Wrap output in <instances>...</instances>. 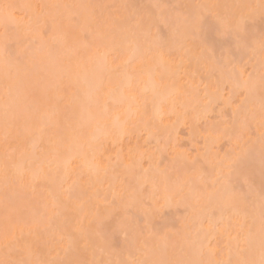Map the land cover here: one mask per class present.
Segmentation results:
<instances>
[{
	"label": "snow or ice",
	"instance_id": "obj_1",
	"mask_svg": "<svg viewBox=\"0 0 264 264\" xmlns=\"http://www.w3.org/2000/svg\"><path fill=\"white\" fill-rule=\"evenodd\" d=\"M17 7L0 6V264H264V27L258 37L255 32L257 21L264 25V0L39 5L27 45L18 38ZM221 41L227 47L217 55ZM106 79L118 87L105 91ZM223 103L233 109L231 122L209 129L205 151L172 157L189 176L174 182L172 194L191 188L193 177L210 179L212 199L227 221L210 223L209 234L218 231L224 246L186 239L177 253L149 212L136 233L129 231L132 217L125 211L114 231L137 256L96 259L113 248L108 226L86 229L73 215L85 211L83 193L94 178H119L121 172L136 178L151 141L159 144L167 130L164 113L169 120L193 119L198 127L207 124L210 107ZM141 127L140 138L148 135L143 147L130 146L127 158L123 149L115 159L106 157L109 142L131 141ZM195 135L193 129L199 145ZM224 138L231 146L222 155L217 151L211 173L205 172L201 159L208 160ZM120 183L106 205L133 206L148 187L138 179ZM151 187L155 192V183ZM49 206L57 210L52 216L43 211ZM100 213L96 206L93 216Z\"/></svg>",
	"mask_w": 264,
	"mask_h": 264
},
{
	"label": "bare ground",
	"instance_id": "obj_2",
	"mask_svg": "<svg viewBox=\"0 0 264 264\" xmlns=\"http://www.w3.org/2000/svg\"><path fill=\"white\" fill-rule=\"evenodd\" d=\"M4 1V3L3 4H5L6 2H5V0H3ZM7 1V0H6ZM22 2L21 0H18L17 2H16V0H15V3H20V2ZM24 1V0H23ZM27 3H23V5L22 6H24L25 8H29L27 11H29L27 14H25V16L26 15H30V17H31V20L30 21H32L33 19L32 18H34V15L33 14H35L37 11H36V9L34 8L35 7V5H34V7L33 6H31V7H33L32 9H31V7H28V4H32L33 2L32 1H34V0H25ZM38 2L39 1V4L40 3H42V1H43V3L44 4H41V5H46V4H56V2L55 1H57V0H35V2ZM59 1V3H68V4H70L69 2H73V4H74V2L75 1H77L75 4H77V3H82V1H84V0H80V1H78V0H65V2H62L61 0H58ZM57 1V2H58ZM64 1V0H63ZM69 1V2H68ZM89 1V0H88ZM91 1H94V0H91ZM135 0H133V2H134ZM138 1V0H137ZM143 1V0H142ZM147 1L148 0H146L145 1V3L147 4ZM180 1H182V0H180ZM186 1H188V0H186ZM198 3H199V1L200 0H196ZM214 1V0H213ZM217 1V0H216ZM216 1H214V2H212V1H210V0H206V2L205 1H200V3H205V4H218V5H223V4H227V5H229V4H232V3H236L237 4V0H231V1H233L232 3H230V0H219L220 2H216ZM229 2V4H228V2ZM245 0H242V2H244ZM250 1V0H249ZM252 1V0H251ZM2 2V1H1ZM1 2H0V4H1ZM8 2V1H7ZM13 2V1H12ZM30 2V3H29ZM34 2V3H35ZM85 2V1H84ZM130 2H132V0L130 1ZM130 2H128V4L130 3ZM136 2V1H135ZM183 2H184V0H183ZM193 2V1H192ZM227 2V3H226ZM245 2H247V1H245ZM253 2L254 3H257V0H253ZM253 2H251V3H253ZM9 3V2H8ZM11 3V2H10ZM14 3V2H13ZM14 3V4H15ZM86 4L88 3L89 4V2H85ZM92 3H94V2H91V4ZM124 3H127V2H124ZM139 3H141V2H139ZM240 3V2H239ZM13 4V5H14ZM22 4V3H21ZM98 4V3H97ZM143 4V3H142ZM142 4H140V5H142ZM186 4H189V2H187ZM20 5V4H19ZM33 5V4H32ZM133 5V4H132ZM144 5V4H143ZM1 6V5H0ZM18 6V5H17ZM21 6V5H20ZM20 6H18L16 9L17 10H19V13L20 12H25L26 10H23L24 9V7H20ZM223 6H225V5H223ZM39 9V8H38ZM222 9V8H221ZM227 8H225L223 11H225ZM35 10V11H34ZM26 11V12H27ZM40 11V10H39ZM63 11V10H62ZM75 11V10H74ZM25 12V13H26ZM33 13V14H32ZM67 12H66V14H65V16H67ZM33 15V16H32ZM18 16V15H17ZM29 18V17H28ZM23 19H25V21L23 22ZM16 20L18 21V25H19V36H18V38L21 40V42H23V44L24 45H27L29 42V40L28 41H26V43H24V39L25 40H27L26 38L28 37L30 40L33 38V32L31 31V30H27V29H29V24H30V21H29V19L27 20V18L25 17H23V15L21 16V17H17L16 18ZM27 21V22H26ZM66 22H67V20H65ZM65 22V23H66ZM27 23H28V25H27ZM27 30V31H26ZM3 31V29H1V31L0 32H2ZM30 31V32H29ZM24 32V33H23ZM27 33H28V36H27ZM25 34H26V37H24L25 36ZM24 35V36H23ZM32 37H31V36ZM24 39H23V38ZM218 43H220V42H218ZM219 46V45H218ZM220 46H221V44H220ZM227 47V46H226ZM220 48V47H219ZM220 49H222V51H223V49H224V47H222L221 46V48ZM218 50V49H217ZM219 51V50H218ZM220 52V51H219ZM218 52V53H219ZM115 88V87H118V81L117 80H115V79H113V81H112V83L109 85L108 84V82H107V79L105 80V91H107L109 88ZM258 97V96H257ZM259 100V97L257 98V100H256V103L257 102H259L258 101ZM215 102V101H214ZM227 103H224L223 105H226ZM227 106V105H226ZM226 106H223V107H226ZM258 107H259V104H258ZM211 108V107H210ZM219 108V110L222 108V106L221 107H218ZM215 110H218L217 108L215 109ZM214 110V111H215ZM211 111H213V109L211 108ZM211 111H209V112H211ZM231 111H233L232 109H231ZM231 114H232V112H231ZM152 115H153V118H155V119H158L159 117L158 116H156L155 115V113L153 112L152 113ZM164 115H166V113H164ZM172 119H173V121L175 120V122H173L172 120H168L167 119V117H165V121H164V123H165V125H166V133L164 132V131H162L161 132V134L163 133V134H169L170 135V137H169V139H171V141H173L174 143L175 142H177L176 141V136H177V127H180V125L181 126H184L183 124L185 123L184 122V120H177L176 119V117H172ZM167 121H169V122H167ZM173 122V123H172ZM191 122H196L195 120H191ZM230 122H231V120H230ZM169 123H171V124H169ZM188 123H190V121H188L187 123H185V125L186 124H188ZM173 124H176V125H174L173 126ZM178 124V125H177ZM195 123H190V125L191 126H193ZM190 126V129L192 128ZM195 126H196V124H195ZM142 128V127H141ZM140 128V129H141ZM176 128V129H175ZM140 129L138 130V132H140L141 133V131H140ZM173 129V130H172ZM193 129H196V127H194ZM193 129H191V130H193ZM142 131H144V129L142 128L141 129ZM168 132H170V133H168ZM146 133V132H145ZM177 133V134H176ZM137 134V136H138V133H136ZM160 134V135H161ZM203 134H204V132H203ZM206 135H207V133H205ZM205 134L204 135H202V136H205ZM2 135V134H1ZM1 135H0V138L2 139V137H1ZM169 135H166V136H169ZM136 136V135H135ZM136 136V137H137ZM164 137V138H166V139H163V140H161V141H166L164 144H162V145H156L158 148H159V146H162L163 148H159V149H157V151L159 152V156L160 157H162L163 158V156H161V155H165V153H166V151H165V149H167V148H165L166 146H165V144L166 145H170L171 146V144H169V143H167V142H169L170 140L167 138V137ZM202 136H200V137H202ZM146 137H148V135L147 134H145V138ZM162 137V136H161ZM204 138V137H203ZM147 139V138H146ZM124 139H122V142H120V140H117L115 143H117V142H119V143H123L124 141H123ZM160 140V139H159ZM178 140V139H177ZM202 140H204V139H202ZM0 141H3V139L2 140H0ZM147 141V140H146ZM153 141H156L155 139H153ZM152 141V142H153ZM171 141H170V143H171ZM202 142H204V141H202ZM110 144H111V146H112V144L113 143H111V142H109ZM108 143V144H109ZM173 143V144H174ZM0 144H3V142H1ZM155 144H157V142L155 143ZM219 144V143H218ZM218 144H217V146H218ZM175 145V144H174ZM0 146H2V145H0ZM110 146V147H111ZM115 147L117 146V145H114ZM165 146V147H164ZM203 146H204V144H203ZM121 146H119V147H117V149H114V150H118V148H120ZM177 147V146H176ZM209 147H211V144H210V146ZM1 148V147H0ZM2 148H3V146H2ZM109 148V147H108ZM112 148V147H111ZM110 148V149H111ZM170 148H172V147H170ZM121 149V148H120ZM120 149L118 150V151H115V153H114V155H116L118 152H120ZM126 149H128V148H126ZM168 149H169V147H168ZM174 149H176V148H174ZM1 151H0V154H1V152L3 151L2 149H0ZM163 150V151H162ZM179 150V149H178ZM203 150H205L204 148H203ZM124 151V150H123ZM128 151V150H127ZM126 151V152H127ZM173 151V150H172ZM171 151V152H172ZM177 151V150H176ZM175 150L173 151V156H174V153L176 152ZM108 152H111L112 153V151H108ZM162 153V154H161ZM164 153V154H163ZM182 152H180V154H181ZM3 154V153H2ZM108 153H106V157L108 156V155H110V153L107 155ZM125 154V158H127V153H124ZM150 153H147L146 154V157H148L149 159H150V156H148ZM152 154V153H151ZM150 154V155H151ZM156 154V153H155ZM168 154V153H167ZM177 154H178V152H177ZM113 155V154H112ZM112 156V157H114L113 159H115V156ZM158 155V154H157ZM157 155H152L153 157H155V159H156V157H158ZM198 155H200L199 153H198ZM214 155V154H213ZM213 155H210V157L212 158L213 157ZM111 156V155H110ZM151 156V157H152ZM139 156H138V154H137V159H139L138 158ZM146 157L144 156V158H145V160H146ZM165 157V156H164ZM209 157V159L208 160H204L203 162H201V164H200V166H201V168L203 169V166H205L204 168H206L204 171L205 172H210V170H211V158ZM0 158H3V155H1V157ZM147 158V159H148ZM147 160L148 161V163L151 161V160H153L152 158L150 159V160ZM154 159V160H155ZM165 159H167V158H165ZM171 159V158H170ZM145 160H143V161H145ZM153 160V161H154ZM169 160V159H168ZM146 161V162H147ZM171 160H169V170L167 169V171H169L170 172V169L172 170V168L176 165V168L178 169V167L180 166V168H179V170L178 171H174V172H179V171H181L185 166L183 165L182 166V164L183 163H178V164H175L174 166L173 165H171V164H173V163H171L170 162ZM205 161H206V164H205ZM144 163V162H143ZM152 163L154 164L153 166H149V164H147L148 166L146 167V170L147 171H145V169H144V167L143 168H137L136 169V178H133V177H131V176H128L126 173H123V172H121V176L119 175V177H120V179H128L129 181H131L132 183H136L137 182V179L139 180V182L140 183H143V184H147L148 185V187L145 189V191L143 192V193H141L138 197H142L143 195L142 194H145V197L144 198H148L147 199V201H145V203H149V209H150V211L152 212V210L154 211V213L155 214H158V212H159V214L162 212H164L163 210H165V209H170V210H172V211H175V212H177V211H179V210H177V208L179 209V207H177L179 204V206H180V210H182V209H186V210H183V213L184 212H187L188 211V213L190 212V213H192L193 211H195L194 213H192L190 216H189V214L187 213V215H188V218L190 219V221H192L191 219H194L192 222H191V225L189 226L190 228H191V226H193L194 227V224L196 225V223H197V221L199 220V224L197 223V226L198 225H200V226H198V227H195V229L197 228V230L199 231H195V229H192V230H194L195 231V233H191V234H193V236H194V239L195 238H199L200 240H203V242H204V244L205 245H207L208 244V242H209V240H211L210 238L213 236V237H215V236H217V235H215V233L216 234H219L217 237H219L220 239H222L223 237L221 236V234L218 232V231H213V232H211V234H209L210 233V228H208L207 226H209L210 225V223H216L217 221L218 222H220L221 221V219H226V221H227V218H225V217H227V216H223L222 217V209L219 207V205L217 204V202L215 201V200H213L212 199V192H213V189H212V186H211V183L209 184V182H211L209 179H207L206 180V182L207 181H209L208 182V184L209 185H207V188H208V190L207 189H205V183L204 184H202V181H199V182H201V183H199L198 181H196L197 179L196 178H192V180H193V183H192V185L193 184H201L202 186H195L194 185V187H200L202 190H200L199 188H194V189H189V187H185L184 188V191L181 193V194H179V195H174V194H172V192H174V184L172 183L171 184V182L170 181H172V182H174V180L172 179V180H170L169 178H167V176L168 177H170V175H166V174H168L166 171H164V170H161V169H164V166H162V168L160 169L159 167H158V165H155V164H160V162H159V160H157V163H156V161H155V163L154 162H151V165H152ZM146 164V163H145ZM144 165V164H143ZM166 165H167V163H166ZM203 165V166H202ZM0 166H2V163L0 162ZM159 166H161V165H159ZM171 166H172V168H171ZM178 166V167H177ZM152 167V168H151ZM166 169V168H165ZM181 169V170H180ZM174 170H176L175 169V167H174ZM257 170H259V169H257ZM256 170V171H257ZM212 171V170H211ZM184 172V174H182ZM171 174H172V172H170ZM169 173V174H170ZM179 173H181V172H179ZM179 173H176V175H175V177H181V175H183L181 178H179V179H176V180H179L181 183H183L184 181H186V180H189V176L188 175H186V173H185V169H184V171H182V173H181V175L179 174ZM122 174H123V176H122ZM180 175V176H179ZM255 177H257L258 176V178H257V182H259L258 181V179L260 180V176H259V174H257V172L255 173ZM173 176V175H172ZM170 177V178H174V176L173 177ZM123 177V178H122ZM124 177H126V178H124ZM255 179V178H254ZM0 180H2V178L0 177ZM119 181V179H116V177L112 174V173H109V175L107 176V177H104L103 175L101 176V178L99 179V180H97V179H95L94 178V180H93V187L92 188H90V189H86L85 190V193H83V199H84V201L86 202L85 203V211H83V212H73V215L76 217V221H74V222H78V221H82L83 222V226L87 229L88 227H89V225L91 224L90 222H92V224H95V223H97V222H105V221H102V219L104 220L105 218H101V217H96V216H93V218H94V220H92L93 218H91V216L93 215L92 213H90V212H92V210L94 209L95 210V208H93V209H90V207H92L93 206V204H96V205H98L101 209L103 208V211L101 210V212L102 213H105V214H109V216H111L110 214L111 213H113L115 210H117V207H119V206H117V207H113V209H112V206H111V209L110 208H107V207H105V206H103V207H101L102 205H104L105 204V196L108 194L109 195V197H108V195H107V198H109L110 200L112 199V196H111V189L114 187L117 191H119V189H120V187L121 186H119L120 185V182L118 183L117 181ZM256 180V179H255ZM125 181V180H124ZM127 181V180H126ZM195 181V182H194ZM1 182V181H0ZM128 182V181H127ZM127 182H125V183H127ZM169 182H170V184H169ZM41 183L43 184V183H45L44 182V180L43 179H41ZM116 183L118 184V185H116ZM153 183H155V185H156V190H155V192H153V189H152V184ZM166 183H168V184H166ZM255 183H256V181H255ZM207 184V183H206ZM257 184V183H256ZM166 185H168L167 187H168V194L166 195ZM258 186H260V185H258ZM119 187V188H118ZM172 187V188H171ZM204 188V189H203ZM211 188V189H210ZM189 189V190H188ZM199 191H198V190ZM210 189V190H209ZM205 190H207V191H205ZM188 191H190V193H192L193 191H194V193L193 194H190ZM192 191V192H191ZM202 191V192H201ZM258 191V190H257ZM148 194H146V193ZM199 192H201V193H199ZM205 192V194H206V196H205V194H203ZM207 192V193H206ZM185 193H187L188 195H190V196H188L187 194H185ZM196 193V194H195ZM198 194V195H197ZM147 195V196H146ZM187 196V197H186ZM192 196V197H191ZM193 196H198V200H200V201H198V200H193L192 201V199H194V197ZM202 196V197H201ZM203 196H205V198L203 197ZM104 199H103V198ZM111 197V198H110ZM99 198H102L103 200H100ZM192 198V199H191ZM201 198V199H200ZM210 199V202H208V203H206V201L208 200V199ZM188 199H190V201L188 200ZM203 199V200H202ZM146 200V199H145ZM149 200V201H148ZM187 200V201H186ZM103 201V202H102ZM138 201L139 202H141L142 200L141 199H139L138 198ZM179 201V202H178ZM188 201L189 202H195V201H198V202H202V205H203V209H201V208H198V205L199 206H202L201 204H199L198 203V205H197V202H195V204H193V203H191V205H190V203L188 204ZM205 201V202H204ZM124 202H126V201H124ZM123 202V204H126V203H124ZM138 202V203H139ZM203 202H204V204H203ZM90 203V204H89ZM102 203H104V204H102ZM184 203H185V205L186 206H184ZM92 204V205H91ZM102 204V205H101ZM116 204H118V205H120L119 204V202L118 203H116ZM122 204V203H121ZM183 204V205H182ZM257 204H258V201H257ZM89 205V210H88V208H87V206ZM101 205V206H100ZM106 205V204H105ZM137 205V204H136ZM140 205H142V203H140ZM147 205V204H146ZM176 205V206H175ZM107 206H109V205H107ZM123 206V205H122ZM134 206V205H133ZM173 206H175V207H173ZM196 206H197V208H196ZM50 207V209H52V207L51 206H49ZM48 207V208H49ZM94 207V206H93ZM124 207V206H123ZM127 206H125V208H126ZM184 207V208H183ZM196 209H195V208ZM47 208V209H48ZM105 208V209H104ZM120 209L122 208V207H119ZM135 208H137V207H135L134 206V210H135ZM141 208H143V207H141ZM140 208V209H141ZM165 208V209H164ZM173 208H175L176 210H174ZM190 208V209H189ZM194 208V210H192ZM46 209V210H47ZM50 209H48V210H50ZM123 209V208H122ZM129 209V208H128ZM139 209V210H140ZM147 208H145L144 210H146ZM149 209L148 210H146L147 212H149ZM163 209V210H162ZM189 209V210H188ZM199 209V210H198ZM211 209V211H209ZM91 210V211H90ZM105 210V211H104ZM112 210V211H111ZM114 210V211H113ZM137 210H138V208H137ZM136 210V211H137ZM170 210H169V212H170ZM200 210H202L201 212H200ZM206 210H207V212H206ZM214 210V214L212 213V211ZM56 210H53L52 212H51V214L52 215H54V212H55ZM90 211V212H89ZM119 211V210H118ZM121 211H123V210H121ZM129 211V210H128ZM132 211H133V209H132ZM145 211V212H146ZM155 211H158V212H155ZM203 211H205V213L203 212ZM209 211V212H208ZM216 211V212H215ZM47 212V211H46ZM87 212H89L91 215L89 216V214L87 213ZM120 212V211H119ZM135 212V211H134ZM141 216H139L140 218L142 217V215H145V212H143V209H141ZM48 213H49V211H48ZM102 213H100V214H102ZM133 213V212H132ZM137 213V212H136ZM150 213V212H149ZM174 213V212H173ZM198 215H197V214ZM209 213H212L209 217L207 216V215H209ZM47 214V213H46ZM116 214V213H115ZM135 214V213H134ZM151 214V213H150ZM185 214V213H184ZM48 216H49V214H47ZM102 215H104V214H102ZM118 215V214H117ZM137 215V216H136ZM138 215H139V213L138 214H135V215H132L131 217H137L138 218ZM186 215V216H187ZM192 215H194V217L192 218ZM196 215V216H195ZM199 215H200V217H199ZM202 215V216H201ZM116 216V215H115ZM114 216V217H115ZM151 216H152V214H151ZM158 216V215H157ZM203 216H206V217H203ZM212 216H218V217H212ZM257 216H258V213H257ZM89 217V218H88ZM114 217H110V220H113V221H117ZM145 217V216H144ZM150 217V216H149ZM212 219H211V218ZM95 218H97L96 220H97V222L95 221ZM100 218H101V220H100ZM188 218L186 217V221H188ZM199 218V219H198ZM211 220H210V219ZM216 218V219H215ZM91 219V220H90ZM119 219H120V216H119ZM150 219H152V218H150ZM183 219H184V217H183ZM197 219V221H196V223H194V221ZM203 219H207V223L209 224V225H207V223L205 222H202V220ZM210 221H209V220ZM90 220V222H88L87 223V221H89ZM98 220H100V221H98ZM137 220H139V218L137 219ZM145 220V219H144ZM93 221H95V223L93 222ZM184 222V220L182 221L181 220V222L183 223V224H185V225H183V226H185L186 227V224L188 225V223H190V222ZM204 223V225H202V223ZM203 221H205V220H203ZM215 221V222H214ZM107 222V221H106ZM106 222H105V225H107L106 224ZM118 222V221H117ZM134 222V221H133ZM162 222H164V221H162ZM160 223V225H163V223ZM180 222V223H181ZM234 222H236V223H234V224H237V226H238V223H242L243 222V220H242V218H241V220H239L238 222L237 221H234ZM257 222H258V220H257ZM135 223V222H134ZM144 223H145V221H144ZM159 223L157 224V225H159ZM178 223H179V221H178ZM99 224V223H98ZM136 224V223H135ZM155 224V223H154ZM193 224V225H192ZM207 226H206V225ZM114 225V224H113ZM145 225V224H144ZM93 226H95V225H93ZM115 226V225H114ZM136 227H137V225H135ZM133 227V226H132ZM174 227V226H173ZM192 227V228H193ZM108 228V227H107ZM110 228H111V225H110ZM181 228V227H180ZM187 228V227H186ZM200 228L202 229V230H200ZM257 228H258V225H257ZM114 229V228H113ZM137 229H139L138 227H137ZM163 229V228H162ZM185 229V228H184ZM183 229V230H184ZM181 230H182V228L180 229V240L178 239V240H176V242L177 243H180V246L184 243V241L186 240V239H188V238H191V239H193V236L191 235V234H188L189 232H191V231H189V229L187 230V232L186 233H183V234H181ZM109 232L111 231V233L113 232L114 233V231H112V229H109L108 230ZM184 231H186V230H184ZM189 231V232H188ZM201 232V233H200ZM203 232V233H202ZM166 233V232H165ZM170 232H168V234H169ZM197 233V234H196ZM115 234H117V235H119V232H117V233H114V234H110L109 236L112 238V239H115V240H117L116 239V237H115ZM179 234V233H178ZM113 235V236H112ZM171 235V234H170ZM182 235V236H181ZM190 235L192 236V237H190ZM196 235V236H195ZM203 235V236H202ZM212 235V236H211ZM120 236V235H119ZM121 236H123L122 234H121ZM183 236H185V237H183ZM211 236V237H210ZM172 238H174L173 236H171ZM170 237V238H171ZM177 238H178V236H176ZM210 237V238H209ZM222 237V238H221ZM118 238V237H117ZM184 238H186V239H184ZM118 239H123L122 241H124V238H122V237H119ZM181 239H183V240H181ZM190 239V240H191ZM218 239V238H217ZM216 240V242H212L211 244H212V247H213V245L215 244V243H217V241H219V243L220 244H222L223 245V243H225V239H223L222 241L221 240ZM174 240H175V238H174ZM214 239H212V241H213ZM111 242H112V240H110ZM172 241V240H171ZM180 241V242H179ZM183 241V242H182ZM221 241V242H220ZM117 243H119L120 244V242H118V240L116 241ZM125 242V241H124ZM173 242H175V241H173ZM172 242V243H173ZM182 242V243H181ZM223 242V243H222ZM171 243V242H170ZM218 243V244H219ZM115 244V243H114ZM113 244V245H114ZM123 244V243H122ZM117 245V244H116ZM127 245V244H126ZM177 245V244H176ZM179 245V244H178ZM177 245V246H178ZM216 245V244H215ZM214 245V246H215ZM121 246V245H120ZM125 246V245H124ZM117 247V249H118V247L119 246H116ZM115 247V248H116ZM179 247V246H178ZM177 247V248H178ZM126 248V247H125ZM130 248V246L128 245V249ZM214 248V247H213ZM121 249H122V247H121ZM179 249V248H178ZM177 249V252L179 251ZM112 250H113V248H112ZM111 249L110 250H108L109 251V253H110V255H108V256H112V254H111V251H112ZM115 250V249H114ZM133 250H135V248H133ZM107 252V251H106ZM114 252V251H113ZM115 252H117L118 253V251L117 250H115ZM128 252V251H127ZM108 253V254H109ZM55 254V253H54ZM53 254V255H54ZM97 254H99V252L97 253ZM96 254V259H104V256L103 255H101L100 257H99V255L101 254H99V255H97ZM104 255H105V252L103 253ZM115 254V255H114ZM113 254V257L115 258V259H118V258H121V256L120 255H118V256H116L117 254L116 253H114ZM122 254H123V252H122ZM125 254H129V253H125ZM132 254H134V253H132ZM107 255V254H106ZM135 255V254H134ZM137 255V254H136ZM102 256H103V258H102ZM106 257L105 256V259L107 258V259H109V257ZM124 256H126V255H124ZM113 257H111L113 260H115ZM127 258H128V256H126ZM135 257V256H134ZM110 258V259H111ZM122 259V258H121Z\"/></svg>",
	"mask_w": 264,
	"mask_h": 264
},
{
	"label": "rangeland",
	"instance_id": "obj_3",
	"mask_svg": "<svg viewBox=\"0 0 264 264\" xmlns=\"http://www.w3.org/2000/svg\"><path fill=\"white\" fill-rule=\"evenodd\" d=\"M2 1V2H1ZM9 3H8V2ZM5 0V2L7 3V4H14L15 3V0ZM14 3H13V2ZM18 0H16V2H17ZM22 2H20V3H15L14 5H18V6H20V7H24V6H22L23 5V3L25 2V3H27L25 0L23 1V0H21ZM58 1V0H57ZM57 1H55L56 2V4H61V3H59V1L57 2ZM62 2H65V0L63 1V0H61ZM72 1V0H71ZM78 1H80V0H78ZM85 2H89V4H91V2H94V3H92V4H120V3H124V2H127V4H128V2H130L131 0H94V1H91V0H84ZM84 1H82V3L81 4H86ZM136 1V2H135ZM134 2H133V0H132V2H130L129 4L130 5H134V6H137V7H139V6H147V5H152V4H155V3H159V4H161V5H177V4H186L187 2H189V4H191V3H198L196 0H188V1H186V0H184V2H183V0L182 1H180V0H148L147 1V4L145 3V1L146 0H135ZM193 1V2H192ZM201 2L202 1H205L206 2V0H200ZM200 1H199V3H200ZM208 1V0H207ZM210 1H212V2H214V1H216V0H210ZM223 1V0H222ZM245 1H247V2H253V0L251 1H249V0H245ZM244 1V2H245ZM255 1V0H254ZM0 2H1V6L3 5V3H4V1L3 0H0ZM11 2V3H10ZM33 3V5L30 3V4H28V7L31 5V6H33L34 7V5H35V9H36V11L38 10H40V9H38V7L37 6H39V5H41V4H44L43 3V1H42V3H40L39 4V1L37 2H35V0L34 1H32ZM35 2V3H34ZM69 2V1H68ZM77 1H75L74 2V4L76 3ZM81 2V1H80ZM139 2H141V3H139ZM216 2H220L219 0H217ZM228 2V1H227ZM226 2V3H227ZM233 1H231L230 0V3H232ZM241 3L242 2V0H237V3ZM5 3V4H6ZM22 3V4H21ZM70 4H73V2H69ZM144 5H143V4ZM254 3V2H253ZM257 3H258V0H257ZM20 4V5H19ZM62 4H64V3H62ZM65 4H68V3H65ZM77 4H80V3H77ZM88 4V3H87ZM140 4H142V5H140ZM205 4V3H204ZM228 4H229V2H228ZM232 4H236L235 2L234 3H232ZM232 4H229V5H232ZM223 5H227V4H223ZM222 5V6H223ZM33 7H31V9L33 8ZM33 8V9H34ZM29 9V8H28ZM27 8H25L24 7V9L23 10H28ZM225 8H222L221 9V11H223ZM20 10V9H19ZM19 10H17V9H15V11H16V13H17V15L19 16V17H21L22 15H23V17L25 18H27V20L29 19V21L31 20V17H30V15H26L25 16V14H27L29 11H25L24 13L23 12H20L19 13ZM30 10V9H29ZM228 9H226L225 11H227ZM31 11V10H30ZM35 11V10H34ZM37 11V12H38ZM74 11V10H73ZM165 12H167L168 10L167 9H165L164 10ZM30 13V12H29ZM28 13V14H29ZM33 14V13H32ZM66 14V13H65ZM16 15V18L18 17ZM34 15V14H33ZM32 15V16H33ZM68 15V14H67ZM29 17V18H28ZM33 19V18H32ZM25 21V19H23V22ZM27 22V21H26ZM66 22V21H65ZM67 23V22H66ZM27 25H28V23H27ZM262 27H264V25H261L260 23H259V21H257V24H256V27H255V32H256V34H257V37L259 36V33H260V31H261V28ZM161 28H162V30H164L165 32H166V29H164V25L163 24H161ZM1 29L2 28H0V31H1ZM27 30H30V29H27ZM26 30V31H27ZM30 32V31H29ZM24 33V32H23ZM33 35H34V33H33ZM24 36V35H23ZM27 36H28V33H27ZM31 36V35H30ZM24 37H26V34H25V36ZM32 37V36H31ZM23 38V37H22ZM24 39V38H23ZM27 40H25L24 39V43H26V41H28V42H30V39L27 37L26 38ZM23 43V42H22ZM220 44H221V46L222 47H224V48H226V46H227V42L226 41H221L220 43H217V49L221 52L222 51V49H220L221 48V46H220ZM219 45V46H218ZM220 47V48H219ZM217 50V55H219L220 54V52ZM224 50V49H223ZM219 52V53H218ZM197 83H198V81H197ZM258 98V97H257ZM259 101V100H258ZM213 103H215L214 101H213ZM224 104V103H223ZM221 105L222 106V108L219 110V108L217 107V109L218 110H215L216 108H212L213 109V111H211V108L209 109V111H211V112H209V119H208V121H207V124H200L198 127H197V122H191V120H193V119H189V121H190V123H195L196 124V126H195V124L193 125V126H191L190 125V123H188V124H186L185 125V123L183 124L184 126H181L180 125V127H177L178 129L176 130L177 131V138H176V141L177 142H173V141H171V139H169V137H170V135L169 134H161L160 136H159V144H155L157 141H151V145L146 149V153H152L151 155L149 154L148 156H150V159L152 158L153 160L155 159V157H153L152 155H157L158 157H156V159L153 161V160H151L149 163H148V157H146V155H145V157H146V160H145V158H144V160L145 161H143L144 163V165H143V167H144V169H146V167L148 166L147 164H149V166H153L154 164L152 163V165H151V162H154L155 163V161H156V163H157V160H159V162H160V164H155V165H158V167L160 168H162V166H164V169H161V170H164L165 171V168H169L168 166H169V160H171L170 162L172 163V157H173V151L175 150H177L175 153H174V155H178V154H180V152H182V153H187V152H190V151H193L194 149H196V151H194L193 152V155H198V153L199 154H201V153H203L205 150H203V148H204V146H203V144H204V142H202V141H204V140H202V139H204L203 137L204 136H202V135H204L205 133H208V131H209V129H211L212 128V126L213 125H215V124H217V123H219L221 126H223L225 123H230V120H231V117H232V114H231V107H229L227 104V106L226 105ZM258 104H259V102H257L256 103V106H257V108H258ZM223 106H226V107H223ZM215 110V111H214ZM233 110V109H232ZM165 117H167V114L165 115ZM169 120V119H168ZM172 121H173V119H171ZM170 121V120H169ZM169 121H167V122H169ZM171 122V121H170ZM173 122H175V120L173 121ZM172 122V123H173ZM169 124H171V123H169ZM174 125H176V124H173V126ZM178 125V124H177ZM190 126L192 127L191 129H193L194 127H196V135H195V139L196 140H198L199 141V145H196L194 142H193V140H192V130L190 129ZM143 128V127H142ZM141 128V129H142ZM140 129V131L141 132H143L142 130ZM176 129V128H175ZM139 130V129H138ZM138 130L136 131V133H138V136H137V134L135 133V135L137 136H132L131 137V141L129 140V138H127V137H125V138H123L124 140V142L123 143H119V142H117V143H115V145H117L116 147L112 144V146H111V144L109 143L108 145H107V148H108V151H112V153L111 152H108L107 151V153L109 154L110 153V155L111 156H113L114 155V153H115V151H118L120 148L121 149H123L124 151H123V153H127L128 154V151L127 150H129V147L131 146V147H135L136 145H137V143H139V145H141L142 147L148 142V137H146L145 138V134H147V133H144V136L142 137V138H140V132H138ZM173 130V129H172ZM165 133H166V131H164ZM203 132H204V134H203ZM168 133H170V132H168ZM1 135V134H0ZM166 135H169V136H166ZM206 135V134H205ZM162 136V137H161ZM167 137L170 141H171V143H170V141L169 142H167V143H169V144H171V146L169 145H166L165 144V148H167V149H165V151H166V153H165V155H161V156H163V158L162 157H160L159 156V152L157 151V149H161V148H163L162 146H159V148L156 146V145H162V144H164L166 141H161V140H163V139H166V138H164V137ZM200 136H202V137H200ZM1 137H2V135H1ZM171 138V137H170ZM178 139V140H177ZM0 140H2L1 138H0ZM147 140V141H146ZM1 142H3V141H0V143ZM121 142V141H120ZM175 145H174V144ZM219 143V144H218ZM217 144H218V146H217V144H216V150H214V151H212L211 152V154L210 155H213V157L217 154V151L219 152V154L220 155H222L223 154V152L224 151H226V150H228V148L231 146L230 144H228L227 143V138H224V140H222V141H220V142H218ZM0 145H2L3 146V144H0ZM2 146H0L1 148L0 149H2L3 150V148H2ZM112 148H111V147ZM119 146H121L120 148H118V150H114V149H117V147H119ZM173 146H175V147H173ZM177 146V147H176ZM210 146V145H209ZM168 147H169V149H168ZM170 147H172V148H170ZM111 148V149H110ZM114 148V149H113ZM126 148H128V149H126ZM174 148H176V149H174ZM211 148V147H210ZM121 149H120V151H121ZM164 149V148H163ZM179 149V150H178ZM205 149V148H204ZM173 150V151H172ZM1 151V150H0ZM127 151V152H126ZM163 151V150H162ZM172 151V152H171ZM177 152H178V154H177ZM3 153V151L1 152V154H0V157H1V155H3L2 154ZM156 153V154H155ZM168 153V154H167ZM181 153V154H182ZM107 154V155H108ZM113 154V155H112ZM126 154V155H127ZM162 154V153H161ZM164 154V153H163ZM125 155V154H124ZM115 157H116V155H114ZM139 156V155H138ZM152 156V157H151ZM165 156V157H164ZM114 158V157H113ZM137 158V157H136ZM139 158V157H138ZM148 158V159H147ZM165 158H167V159H165ZM171 158V159H170ZM211 158V157H210ZM149 159V160H150ZM169 159V160H168ZM147 161V162H146ZM204 160L203 159H201V162H203ZM211 161V160H210ZM0 162L2 163L3 162V160H2V158H0ZM146 163V164H145ZM166 163H167V165H166ZM176 164H178V163H176ZM181 164V163H180ZM201 164V163H200ZM205 164H206V161H205ZM159 165H161V166H159ZM171 165H175V164H171ZM179 165V164H178ZM148 166V167H149ZM182 166H183V164H182ZM203 166V165H202ZM174 167H175V169L176 170H174ZM173 168H172V166H171V168H172V170L170 169V172H172V174L169 172V171H166L168 174H166V175H170V177L173 175L174 176V178H170V177H168L167 176V178H169L170 180H174V182L175 181H177L176 179H179V178H181L183 175H181V173H182V171H184V169H185V167L181 170V171H179V172H181V173H179V172H174V171H178L179 170V168H180V166L178 167V169L176 168V165L174 166ZM201 167V166H200ZM205 166H203V170H205L206 168H204ZM152 168V167H151ZM258 169V168H257ZM169 170V169H168ZM212 170V169H211ZM211 170H210V172H208V173H211ZM257 172V174H259V170H257L256 171ZM176 173H179L180 175H181V177H175V175H176ZM186 173V172H185ZM121 174V173H120ZM182 174H184V172L182 173ZM179 175V176H180ZM121 176V175H120ZM122 176H123V174H122ZM172 176V177H173ZM256 176V175H255ZM260 176V175H259ZM2 178V177H1ZM123 178V177H122ZM124 178H126V177H124ZM183 178V177H182ZM256 180V183H255V185H256V189L257 190H259V187L260 186H258V185H260V180L258 179V181L259 182H257V178H258V176L257 177H254ZM260 178V177H259ZM116 179H119V181H117L118 183L122 180V179H120V177L119 178H116ZM123 180H125V182H129V180L128 179H123ZM127 180V181H126ZM180 180V179H179ZM194 180V179H193ZM206 180L207 179H205L204 181H202V184H204L205 185V189H207L208 190V188L210 187H208L207 188V185H209L211 182H209V181H207L206 182ZM210 180V179H209ZM1 182H0V192H2V180H0ZM196 181H198L199 182V180H196ZM127 182V183H128ZM131 182V181H130ZM171 182V184L173 183L174 184V182H172V181H170ZM170 182H169V184H170ZM195 182V181H194ZM208 182H209V184H208ZM199 183H201V182H199ZM193 184L192 185V189H194V188H199L200 190H202L200 187H194V185L195 186H202L201 184ZM207 183V184H206ZM166 184H168V183H166ZM116 185H118L117 183H116ZM119 186H121V183H120V185ZM168 185H166V187H167ZM174 186V185H173ZM119 188V187H118ZM172 188V187H171ZM191 188H189V189H191ZM167 189H168V187H167ZM188 189V190H189ZM191 189V190H192ZM204 189V188H203ZM211 189V188H210ZM209 189V190H210ZM198 190V189H197ZM207 190H205V191H207ZM145 191V190H144ZM199 191V190H198ZM189 193H190V191H188ZM192 192V191H191ZM202 192V191H201ZM201 192H199V193H201ZM85 193V192H84ZM146 193V192H145ZM173 193V192H172ZM194 193V191L192 192V193H190V194H193ZM207 193V192H206ZM147 194V193H146ZM185 194H187V193H185ZM196 194V193H195ZM203 194H205V192L203 193ZM108 195V194H107ZM107 195L105 196V197H107ZM143 196L142 197H138L139 199H141L142 201L141 202H139V203H136L134 206L135 207H137L138 208V210H137V208H135V210H134V206H128V202L126 201V202H124V203H126V204H123V202H120V201H118L119 202V204L120 205H118V204H116L115 205V207H117V206H119V207H122L121 209L119 208V207H117V210H113L114 212L113 213H111L110 215L111 216H109V214L107 213V214H105V213H102V214H104V215H102V214H100V216H98V217H101V218H105L104 220L102 219V221H107L106 222V224H107V226H108V228H107V231L109 230V229H112V231H114V229L113 228H115V226H116V224H117V221H119L121 218H123V215H124V213H125V211H128L129 210V213H130V216H132V215H135V214H138L139 213V215H138V218H139V220H137L138 218L137 217H132V221H131V226L129 227V231L130 232H132L133 230H135V232L136 233H138L139 232V230L140 229H143L144 228V219H145V215H142V217L140 218L139 216H141V209H143V212H145L146 210H148L149 208V203H145V201H147V199L148 198H144L145 197V194H142ZM148 195V194H147ZM146 195V196H147ZM188 195V194H187ZM198 195V194H197ZM84 196V195H83ZM188 196H190V195H188ZM205 196H206V194H205ZM205 196H203L204 198H205ZM108 197H109V195H108ZM187 197V196H186ZM192 197V196H191ZM194 197V199H192V201L193 200H198L199 198H198V196L196 197V196H193ZM202 197V196H201ZM103 198V197H102ZM102 198H99L100 200H103ZM111 198V197H110ZM198 198V199H197ZM108 200H110L109 198H107ZM146 199V200H145ZM201 199V198H200ZM206 199V198H205ZM208 199V198H207ZM189 201H190V199H188ZM203 200V199H202ZM149 201V200H148ZM187 201V200H186ZM188 201V204L190 203V205H191V203H193V202H189ZM198 201H200V200H198ZM198 201H195V202H197V205H198V203L199 204H201L202 205V202L200 203V202H198ZM103 202V201H102ZM105 202V201H104ZM117 202V203H118ZM179 202V201H178ZM195 202L193 203V204H195ZM205 202V201H204ZM204 202H203V204H204ZM208 202H210V199H208L207 201H206V203H208ZM122 203V204H121ZM140 203H142V205H140ZM90 204V203H89ZM102 204H104V203H102ZM101 204V205H102ZM147 204V205H146ZM92 205V204H91ZM100 205V206H101ZM124 207H123V206ZM180 205V204H179ZM177 206V207H179V209L177 208V210H179V211H177L175 208H173L174 210H176L177 212H175V211H172V210H170V209H165V210H163L164 212L162 213H160L159 214V212L158 211H155V212H158V214H155L154 213V211L152 210V212L150 211V209H149V212L152 214V216H151V214H150V217L149 218H152L151 220H152V222L153 223H155L156 225L160 222H162V221H164V222H162L163 223V225H160V223H159V225H158V227H159V229L161 230V232H162V234L163 233H165L166 232V234L169 236V237H171V236H173L174 238H175V240H174V238H172L171 237V240H170V242L172 243L173 241H175V242H173V243H175V244H179L178 246H180V243H177L176 242V240H180V229L182 228V230H181V234H183V233H186L187 232V230L189 229V231H191V232H189L188 234H191L192 232L193 233H195V231L197 230V228L195 229V227H198V226H200V225H198L197 226V223L199 222V220L197 221V219L194 221V223H196V221H197V223H196V225L194 224V227L193 226H191V228L189 227L190 225H191V222L194 220V219H191L192 221H190V217L188 218V215H187V213H188V211L187 212H184L183 213V210H186V209H182V210H180V206ZM183 205V204H182ZM187 205V204H186ZM185 205V203H184V206H186ZM94 206V207H93ZM93 206L92 207H90V209H93V208H95L96 206H98V205H96V204H93ZM103 206H105V207H107V208H110L111 209V206H107V205H102L101 207H103ZM125 206H127L126 208H125ZM176 206V205H175ZM175 206H173V207H175ZM89 207V205L87 206V208ZM113 207L114 206H112V209H113ZM141 207H143V208H141ZM202 207V208H201ZM100 208V207H99ZM129 208V209H128ZM141 208V209H140ZM145 208H147L146 210H144ZM184 208V207H183ZM195 208V207H194ZM194 208L192 209V210H194ZM196 208H197V206H196ZM195 208V209H196ZM198 208H201V209H203L204 207H203V205L202 206H199L198 205ZM47 209V208H46ZM46 209H43V211L45 212V214L47 213V214H49V216H52V214H51V212L53 211V210H55V209H50V207L48 208V209H50V210H46ZM105 209V208H104ZM132 209H133V211H132ZM140 209V210H139ZM190 209V208H189ZM188 209V210H189ZM88 210H89V208H88ZM100 210H102L103 211V208L101 209L100 208ZM120 212H119V211ZM121 210H123V211H121ZM137 210V211H136ZM169 210H170V212H169ZM199 210V209H198ZM47 211V212H46ZM48 211H49V213H48ZM57 211V210H56ZM91 211V210H90ZM89 211V212H90ZM94 211V209L92 210V212ZM105 211V210H104ZM112 211V210H111ZM135 211V212H134ZM202 210H200V212H201ZM209 211H211V209L209 210ZM208 211V212H209ZM87 212L88 214H89V216L91 215L90 213H92V212ZM133 212V213H132ZM137 212V213H136ZM147 212V211H146ZM174 212V213H173ZM195 211H193L192 213H194ZM204 213H205V211H203ZM206 212H207V210H206ZM216 212V211H215ZM55 213V212H54ZM116 213V214H115ZM135 213V214H134ZM190 213V212H189ZM188 213V214H189ZM192 213H190L189 214V216L192 214ZM212 213L214 214V210L212 211ZM212 213H209V215H207L208 217L212 214ZM258 213V212H257ZM46 214V215H47ZM118 214V215H117ZM195 214V213H194ZM197 214V213H196ZM212 214V215H213ZM116 215V216H115ZM158 215V216H157ZM187 215V216H186ZM198 215V214H197ZM215 215V214H214ZM115 216V217H114ZM119 216H120V219H119ZM137 216V215H136ZM196 216V215H195ZM202 216V215H201ZM110 217L112 218V217H114L117 221H113V220H110ZM183 217H184V219H183ZM186 217L188 218V221H186L187 219H186ZM194 217V215H192V218ZM199 217H200V215H199ZM203 217H206V216H203ZM213 218L214 217H218V216H212ZM89 218V217H88ZM91 218H93V215L91 216ZM101 218H100V220H101ZM207 218V217H206ZM211 218V217H210ZM209 218V219H210ZM225 218H227V217H225ZM97 218H95V221L97 222V220H96ZM199 219V218H198ZM208 219V220H209ZM212 219V218H211ZM210 219V220H211ZM216 219V218H215ZM91 220V219H90ZM90 220L89 221H87V223L88 222H90ZM92 220H94V218L92 219ZM100 220H98V221H100ZM181 220L183 221L184 220V222L186 221L187 223L188 222H190V223H188V225L186 224V227L185 226H183V225H185V224H183L182 222H181ZM203 220H205V221H203ZM202 220V222H208L207 221V219H203ZM209 220V221H210ZM222 220V219H221ZM224 221H226V219H223ZM2 221H3V215H2V205H0V224H2ZM95 221H93L94 223H95ZM136 223H134V222ZM137 221H138V223H137ZM178 221H179V223H178ZM101 222V221H100ZM100 222H97V223H95V224H92V222H90L91 223V225L93 226V225H97L98 223H100ZM105 222H103L104 224H105ZM181 222V223H180ZM201 222V221H200ZM201 222V223H202ZM215 222V221H214ZM218 222V221H217ZM216 222V223H217ZM238 222V221H237ZM204 223H202V225H204ZM233 223H236V222H233ZM115 226H114V225ZM199 224V223H198ZM110 225H111V228H110ZM135 225H137V227L139 228V229H137V227L135 226ZM193 225V224H192ZM206 225V224H205ZM207 225H209L208 223H207ZM206 225V226H207ZM235 225H237V224H235ZM257 225H258V222H257ZM95 226H93V227H95ZM133 226V227H132ZM174 226V227H173ZM181 227V228H180ZM193 227V228H192ZM208 228H209V226H207ZM163 228V229H162ZM185 228V229H184ZM199 228V227H198ZM186 230V231H184V230ZM192 229H195V231L194 230H192ZM199 230V229H198ZM197 230V231H198ZM200 230H202L201 228H200ZM168 232H170L169 234H168ZM199 232V231H198ZM108 233H109V235L110 234H114V233H117L116 231H114V233L112 232L111 233V231L109 232L108 231ZM179 233V234H178ZM201 233V232H200ZM203 233V232H202ZM147 231L145 230V236H147ZM171 234V235H170ZM197 234V233H196ZM120 235V236H119ZM119 235H117V234H115V237H116V239L118 240V242H120V244L119 243H117L116 241L117 240H115V239H112L111 237H110V240H112V245H113V250L111 251V254H112V256L111 257H113V254L114 253H116L117 255L116 256H118V255H120L121 256V258L122 259H125V258H127L126 256H128L129 257V254H125V253H131V256L132 257H134V256H137L136 254V251L135 250H133V248L134 247H130L129 249H128V245H126V243L124 242V241H122L123 239H118L119 237H122V238H124L123 236H121V233H119ZM192 236H193V234H191ZM190 235V237H192ZM215 235H219V234H216L215 233ZM113 236V235H112ZM176 236H178V238L176 237ZM182 236V235H181ZM196 236V235H195ZM203 236V235H202ZM212 236V235H211ZM210 236V237H211ZM214 236V235H213ZM209 237L211 240H209V241H211V243L212 242H216V240H219L220 238V236L219 237H217V236H215V237ZM118 237V238H117ZM183 237H185V236H183ZM218 238V239H217ZM222 238V237H221ZM184 239H186V238H184ZM189 240L191 239V238H188ZM193 239H194V236H193ZM193 239H191V240H193ZM195 239H197V238H195ZM212 239H214L213 241H212ZM224 238H222V239H220L221 241L223 240ZM181 240H183V239H181ZM184 241V240H183ZM182 241V242H183ZM220 241V242H221ZM180 242V241H179ZM181 242V243H182ZM123 243V244H122ZM219 243V241H217V243H215L214 245H213V247L214 248H217V247H223L224 246V243H223V245L222 244H218ZM117 244V245H116ZM213 244V243H212ZM121 245V246H120ZM125 245V246H124ZM183 245V244H182ZM116 246H119L118 247V249H117V247ZM116 247V248H115ZM121 247H122V249H123V254H122V252L120 251L121 250ZM126 247V248H125ZM179 248V247H178ZM177 248V249H178ZM117 250L118 251V253L117 252H115V250ZM110 250V249H109ZM179 250V249H178ZM107 251V252H106ZM105 251V255L104 254H97V255H99V257L101 256V255H103L104 256V259H105V256L107 257L108 255H110V253H109V251L108 250H106ZM114 251V252H113ZM128 251V252H127ZM109 253V254H108ZM132 253H134V254H132ZM177 253H179V251L177 252ZM54 254V253H53ZM107 254V255H106ZM115 255V254H114ZM124 255H126V256H124ZM103 256H102V258H103ZM109 257V259L111 258L110 256H108ZM115 257V256H114ZM113 257V258H114ZM116 258V257H115ZM114 258V259H115ZM121 258H118V259H121ZM107 259V258H106ZM112 259V258H111Z\"/></svg>",
	"mask_w": 264,
	"mask_h": 264
}]
</instances>
